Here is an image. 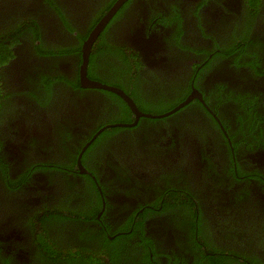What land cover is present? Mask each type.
I'll list each match as a JSON object with an SVG mask.
<instances>
[{
    "label": "flooded vegetation",
    "instance_id": "1",
    "mask_svg": "<svg viewBox=\"0 0 264 264\" xmlns=\"http://www.w3.org/2000/svg\"><path fill=\"white\" fill-rule=\"evenodd\" d=\"M117 1L0 0V264H264V0H124L83 79Z\"/></svg>",
    "mask_w": 264,
    "mask_h": 264
},
{
    "label": "water",
    "instance_id": "2",
    "mask_svg": "<svg viewBox=\"0 0 264 264\" xmlns=\"http://www.w3.org/2000/svg\"><path fill=\"white\" fill-rule=\"evenodd\" d=\"M124 0H119L117 1V3L113 6L112 10L109 11V13H107L98 23L97 25L94 27V29L91 31L89 37L87 38L86 42L84 43L83 46V62L81 65V75L83 77V79L86 77V71H87V64H88V60H89V53L91 50V46L93 44L94 39L98 36V34L100 33V31L103 29V27L105 26L106 22L109 20L110 16L113 14V12L121 5V3ZM95 85L98 86H104V87H111L108 86L106 84H102V83H98L95 82ZM113 88V87H111ZM116 89V88H113ZM118 90L119 93H121L126 100L130 103L131 107L136 111L139 112L138 108L136 107L135 102L124 92H122V90L120 89H116ZM151 116H155L154 114H149Z\"/></svg>",
    "mask_w": 264,
    "mask_h": 264
},
{
    "label": "trees",
    "instance_id": "3",
    "mask_svg": "<svg viewBox=\"0 0 264 264\" xmlns=\"http://www.w3.org/2000/svg\"><path fill=\"white\" fill-rule=\"evenodd\" d=\"M39 31L37 30H34V34H36L35 35V38L36 39H38L39 38V33H38ZM37 47L38 48H42V49H44L45 47L43 46V45H41L40 43H38V45H37ZM9 52H11V48H10V46H8L5 42H3L2 40H0V56H2V53L3 54H5V53H9ZM42 52V51H41ZM47 84H48V81H47ZM48 86H49V84H48ZM56 219H58L57 217H56ZM41 240V239H40ZM43 240H41V242H42ZM52 254H53V258H55L54 260H56V264H58V262H60L59 261V259H60V253L56 250V251H53V252H51ZM70 261H71V264H76L77 262H76V260H78L77 258H74V256H72V258H68ZM42 260H43V258H42ZM66 261L67 260H65V263H66ZM1 264H9V259L8 258H6V257H2V262H1Z\"/></svg>",
    "mask_w": 264,
    "mask_h": 264
},
{
    "label": "rangeland",
    "instance_id": "4",
    "mask_svg": "<svg viewBox=\"0 0 264 264\" xmlns=\"http://www.w3.org/2000/svg\"><path fill=\"white\" fill-rule=\"evenodd\" d=\"M0 59H2V57H0ZM39 241V245L41 246L43 243L41 242L40 239H38ZM77 252H82V255L83 256H87V260L89 262V264H94L93 263V260H97V255L95 254V252H93V250L87 246V245H83V246H80L79 248L76 249ZM51 254V253H49Z\"/></svg>",
    "mask_w": 264,
    "mask_h": 264
}]
</instances>
